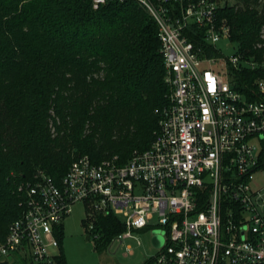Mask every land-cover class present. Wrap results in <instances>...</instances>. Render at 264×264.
I'll use <instances>...</instances> for the list:
<instances>
[{
	"label": "built area",
	"instance_id": "built-area-1",
	"mask_svg": "<svg viewBox=\"0 0 264 264\" xmlns=\"http://www.w3.org/2000/svg\"><path fill=\"white\" fill-rule=\"evenodd\" d=\"M125 1L143 7L157 26L167 103L154 111L153 141L123 165L117 157L95 163L80 156L59 182L43 170L21 182V215L0 243V264L14 255L54 264L59 228L77 203L85 207L95 250L96 217L112 215L124 231L104 252L117 244L131 256L125 243L139 245L135 232L149 229L161 241L152 264H264V187L253 186L264 171V80L252 83L256 100L235 87V75L264 68V58L216 49L219 42L234 46L218 16L224 0H91V6Z\"/></svg>",
	"mask_w": 264,
	"mask_h": 264
},
{
	"label": "trees",
	"instance_id": "trees-1",
	"mask_svg": "<svg viewBox=\"0 0 264 264\" xmlns=\"http://www.w3.org/2000/svg\"><path fill=\"white\" fill-rule=\"evenodd\" d=\"M224 1L231 43L260 63L264 0ZM163 76L157 26L134 1L93 10L91 0H0V243L21 215L17 186L36 170L59 182L77 157L123 165L149 148L154 111L167 103ZM259 79L264 68L245 69L236 90L259 99L250 94ZM95 226L99 251L124 231L112 215ZM59 230L54 264H67Z\"/></svg>",
	"mask_w": 264,
	"mask_h": 264
},
{
	"label": "rangeland",
	"instance_id": "rangeland-1",
	"mask_svg": "<svg viewBox=\"0 0 264 264\" xmlns=\"http://www.w3.org/2000/svg\"><path fill=\"white\" fill-rule=\"evenodd\" d=\"M231 3L235 4V1ZM261 39L264 40V36ZM215 47L227 57L237 50L235 45L229 48L225 42H219ZM51 132L53 133V130ZM253 186L264 187V171L255 174ZM88 221L84 205L77 203L72 206L71 213L61 223L63 232L61 248L67 264H144L157 254V246L152 239L156 232L149 229L135 232L139 245L135 241L125 243L133 252L131 256H124L122 248L117 244L112 245L109 251H99L98 248L95 250L97 243L85 239L88 235ZM8 264H28V261L14 255L8 259Z\"/></svg>",
	"mask_w": 264,
	"mask_h": 264
},
{
	"label": "water",
	"instance_id": "water-1",
	"mask_svg": "<svg viewBox=\"0 0 264 264\" xmlns=\"http://www.w3.org/2000/svg\"><path fill=\"white\" fill-rule=\"evenodd\" d=\"M85 239H86L87 241L89 240L88 237H86ZM153 243H154V245H156V246H160L161 241H160L158 238H153ZM1 264H7V262L5 261V262H2Z\"/></svg>",
	"mask_w": 264,
	"mask_h": 264
}]
</instances>
